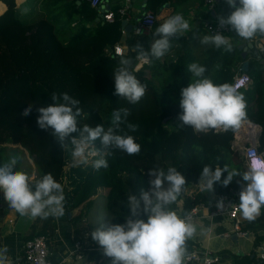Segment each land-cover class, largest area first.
Wrapping results in <instances>:
<instances>
[{
	"label": "trees",
	"instance_id": "trees-1",
	"mask_svg": "<svg viewBox=\"0 0 264 264\" xmlns=\"http://www.w3.org/2000/svg\"><path fill=\"white\" fill-rule=\"evenodd\" d=\"M3 1L6 8L0 13V165L10 157L18 156L16 170L34 175L33 182L45 174H52L64 188L65 209L82 206L72 216L75 223L86 215L84 207L90 209L95 201L91 199L92 194L100 185L107 188L109 215L124 221L130 212L128 196L139 197L141 189L150 188L149 172L153 168L166 171L170 166L176 167L186 177L185 189L200 182L205 165L213 170L225 165L230 170H246L242 164L243 154L232 145L237 130L196 132L179 122L181 90L191 82L192 74L187 71V66L194 58L191 53L179 51L194 45L192 34L173 37L171 49L164 59H155L150 56L151 44L159 38L153 35L155 30H143L129 38L123 31L127 16L120 13V5L112 7L116 11L115 20L101 22L102 12L91 6L90 0L81 3L78 0H42L40 8L45 15L26 21L17 0ZM167 1L147 0L146 9L158 12ZM204 31L205 25L204 28L200 25L193 34L202 35ZM205 35L211 34L205 31ZM117 41L127 45V51L121 55L113 51ZM232 44L231 52L213 45H207L202 52L199 64L206 66L205 75L217 84L233 83L243 61L239 47ZM142 52L149 54L148 62L137 68L140 58L145 57ZM170 53L178 58H170ZM121 57H135L130 68L146 85L144 97L136 104L128 103L115 93L113 69ZM263 58V54L262 58H251L249 69L240 71L250 74L253 80L238 89L246 102L247 119L263 127L259 139L261 151L264 150V100L260 98L264 93ZM54 92L61 96L67 92L80 101L78 107L83 114L78 117L79 127L103 125L107 130L112 126L113 112L128 108L130 115L122 124L120 134L132 135L141 145L140 152L128 155L119 149L104 150L101 138H98L88 151L110 152L104 157L109 167L93 168L92 161L99 159V155L89 156L86 165L73 166L71 136L65 142L67 147L63 148L52 135L51 128L41 129L37 123L38 109L55 103L51 99ZM29 105L32 110L25 116L24 109ZM129 123L136 125L134 131L128 127ZM226 176L225 171L221 182L214 185L213 195L241 190L242 185L238 183L241 177H234L228 186H224L222 180ZM209 197L208 192L202 190H185L170 207L175 210L180 206L181 215H186L201 202L213 208L215 204ZM141 218L146 219V214L141 213ZM254 226H264V208L255 221H247L241 229L246 231ZM57 228L55 217L36 218L30 236L45 233L54 253L58 246ZM262 238L256 236L251 253L231 252L232 264H264V258L258 257L256 251ZM192 243L190 239L187 241V245Z\"/></svg>",
	"mask_w": 264,
	"mask_h": 264
},
{
	"label": "clouds",
	"instance_id": "clouds-1",
	"mask_svg": "<svg viewBox=\"0 0 264 264\" xmlns=\"http://www.w3.org/2000/svg\"><path fill=\"white\" fill-rule=\"evenodd\" d=\"M234 9L227 16H218L221 28L230 26V30L244 40H250L257 34L264 35V0H226ZM27 11V9H25ZM190 28L189 22L182 14L165 19L156 27L154 36L159 37L151 44L150 56L161 59L171 49V39L182 36ZM140 31V30H138ZM203 45H213L216 49L223 48L231 52L233 44L223 34L205 35L200 38ZM140 49L142 46L138 45ZM147 57L148 53H141ZM131 61L125 57L113 69L115 93L130 104L141 101L146 93V85L142 84L130 68ZM187 71L192 74L191 82L182 88L179 122L190 126L196 132L210 129L238 130L247 119L246 102L239 93V85L232 83L217 84L206 76V66L198 62L190 63ZM55 101L40 107L37 123L41 129L51 128L52 135L65 148L66 140L71 136V152L73 166L88 164V157L99 155L92 161L94 169H107L106 154L110 152H89L94 142L101 138L104 150L119 149L128 155L138 154L141 145L132 135H122L121 126L130 115L128 108H120L112 114L111 127L105 130L103 125L95 127L84 124L79 127L78 117L82 109L80 101L67 92L62 96L51 94ZM32 106L24 109L23 115L30 114ZM128 127L133 131L136 125ZM73 133L78 135L73 136ZM20 157L12 156L0 165V191L10 207L21 216L31 219L49 217L60 218L65 215V194L61 183L52 174H45L33 182L32 178L22 170H16ZM227 176L222 180L228 186L234 177H241L242 188L239 194L238 212L247 221H255L264 208V157L249 154L246 170L229 169L205 165L201 172L200 186L205 192H214V185L221 182L224 172ZM150 188L141 189L139 197L128 196L129 215L125 223H112L115 218H107L91 233L92 239L102 248L104 255L111 258L112 264H187V241L193 239L198 226L189 215H181L170 206L184 192L186 177L176 167L153 168L149 172ZM219 209L224 208L223 200L217 202ZM146 214V219L141 218ZM7 246L0 248V264H8Z\"/></svg>",
	"mask_w": 264,
	"mask_h": 264
},
{
	"label": "crops",
	"instance_id": "crops-1",
	"mask_svg": "<svg viewBox=\"0 0 264 264\" xmlns=\"http://www.w3.org/2000/svg\"><path fill=\"white\" fill-rule=\"evenodd\" d=\"M77 2L81 3L82 0H78ZM143 2L144 0H133L129 7L130 15L128 19H126L128 22L127 24L133 26L131 32H128V37L131 39L136 33L143 31L140 26L141 16L145 11L142 8ZM17 3L22 11V17L26 13L30 15L29 19H25L26 21H33L34 19H37L39 15L41 16V14L45 15L44 11L40 8L42 0H17ZM237 3L239 4V0H237ZM106 4H110V9H112L114 5H122L123 0H103L98 9L101 10L100 7ZM161 7L162 8L157 12V20L152 29L155 30L160 23L172 14H182L190 24L189 30L183 33V35L191 36L192 34L194 45L191 46L190 49L179 51V53L184 54L186 51L187 53H191V56L194 55V58L190 59L192 63H200L202 61V52L207 47V45L200 43V38L205 35L206 30L202 32V35H196L193 34L195 28H198L200 25H203L204 28V24L208 20L216 19L220 15L227 16L234 10L229 7L226 0H214L212 6L207 0H168ZM5 8L6 3L3 0H0V13H2ZM25 9H27V11H25ZM135 25L138 27L135 28ZM225 36L228 37L231 42L235 43L237 47L240 44H246L247 47L250 48L247 57L244 58L242 56V63L245 60L250 61L253 57L262 58L263 53L258 45L259 37L257 35L250 40H244L243 38L237 36L235 32L229 30ZM125 45L126 44H124V46ZM133 46L134 43L130 48L133 49ZM241 51L242 50L240 49V52ZM255 51L259 52V54ZM173 57H175V59L178 58V56H174V53H170V58ZM162 59H164V57H162ZM262 61H264V58ZM144 62H148L147 57L140 58L137 68L142 66ZM241 65L236 74L241 73ZM260 98L264 100V93L261 94ZM262 129L263 127L260 123L246 119L235 133L232 145L239 150L240 154H243L244 160L242 164L245 169V149L251 143H255L260 146L259 139ZM262 151L264 152V150ZM31 178L33 180L34 175H32ZM199 190H201L200 183L194 184L186 189V191L191 192ZM208 194L210 195L209 198L213 201L214 195L212 192H208ZM92 197H94L93 194ZM92 197L91 199H93ZM80 208L81 207H76L73 210L65 209V215L63 217L56 218L58 222L56 232V242L58 246L57 250H55L54 253L52 252V260L56 264H112L111 258L105 256L103 248L92 239L90 233H92L93 230L82 229L84 224L82 222L83 219L78 223L74 222L72 216H75ZM212 209L213 208H210L208 204H205V206L200 210L197 219L194 221V223L198 226V232L193 239H190L193 243L191 245H186L187 249L209 248L213 251L221 252V254H223L228 261H232L231 252L239 254H248L253 252L255 248L256 236L261 235L264 237V226L249 227L246 231H243V234H240L234 230V221L231 218L222 214L210 215L209 212ZM175 211L181 214L180 206L177 207ZM240 220L242 226L247 223V220H245L241 215ZM34 221L35 219H31L27 216H21L13 210L9 203L4 199L3 192L0 191V248L7 246L9 249L8 264H26L24 261L23 250L25 244L24 241L25 239L31 237L32 223ZM114 223H125V219L124 221L123 219H114ZM86 238H88L91 242H89ZM77 239L81 240L84 245L80 249H77ZM261 242H264V238L261 239Z\"/></svg>",
	"mask_w": 264,
	"mask_h": 264
},
{
	"label": "built area",
	"instance_id": "built-area-1",
	"mask_svg": "<svg viewBox=\"0 0 264 264\" xmlns=\"http://www.w3.org/2000/svg\"><path fill=\"white\" fill-rule=\"evenodd\" d=\"M103 0H90L91 6L98 8ZM210 5H213L214 0H207ZM132 0H123V4L119 6V11L121 14L127 16V19L130 15V4ZM116 18V11L114 9H109V11L102 12V20L105 22L113 21ZM157 20V12L153 9H145L143 15L141 16L140 26L142 30L149 31L155 25ZM205 30L209 34H223L226 35L229 32V26L221 28L218 22V18L208 20L205 22ZM124 33L128 35V31L123 29ZM124 42L117 41L114 44L113 51L115 54L121 55L124 53ZM258 45L264 55V35H261L258 38ZM253 80L250 74L245 72L235 74L232 84L239 85L238 89L246 87ZM255 154L261 157H264V152L259 149V146L255 143L249 144L245 149V159L247 161L249 154ZM229 193L215 194L213 198V203L215 206L209 212L210 215H226L234 221V230L238 233L243 234L241 229V220L240 214L238 212L239 204V194L241 190H237ZM223 200L224 208L219 209L217 207V202ZM205 206L203 202L196 204L191 208V210L186 214L189 215L192 222L197 219L200 210ZM24 261L26 264H56L51 258V248L50 243L48 242V236L44 234H37L31 236L24 241ZM77 249H80L83 245V242L79 239L76 240ZM257 255L261 259L264 258V242H261L257 247ZM188 260L187 264H232V261H228L226 257L221 254L219 251H213L209 248H193L187 249Z\"/></svg>",
	"mask_w": 264,
	"mask_h": 264
},
{
	"label": "rangeland",
	"instance_id": "rangeland-1",
	"mask_svg": "<svg viewBox=\"0 0 264 264\" xmlns=\"http://www.w3.org/2000/svg\"><path fill=\"white\" fill-rule=\"evenodd\" d=\"M26 8V7H25ZM24 19H29L30 15L29 14H25ZM31 177V176H30ZM94 197H92L93 199H95V201L93 202V204L90 206V209L88 210V207L86 206L87 204H85L86 207H84L83 212H87L86 213V217H83V226L82 229H87V230H94V228L96 226H99L101 223L104 222V220L106 219L107 222V218H113L109 215V212L107 211V188L104 186H99L96 193L93 194ZM82 207V206H80ZM112 223H114V220H111ZM91 235V233H90ZM91 237V236H88ZM79 238L81 239V237L79 236ZM88 240V238H86ZM84 239V240H86ZM89 241V240H88ZM91 242V241H89ZM93 242V241H92ZM95 242V241H94Z\"/></svg>",
	"mask_w": 264,
	"mask_h": 264
},
{
	"label": "water",
	"instance_id": "water-1",
	"mask_svg": "<svg viewBox=\"0 0 264 264\" xmlns=\"http://www.w3.org/2000/svg\"><path fill=\"white\" fill-rule=\"evenodd\" d=\"M146 5H147V0H144V2H143V4H142V8L145 10L146 9ZM101 12H105V11H109V9H110V4H106V5H102L101 7ZM101 15H102V13H101ZM175 14H172L171 16H174ZM128 22H127V19H125L124 21H123V25L125 26V29H126V31H128L129 33L131 32V30H132V25H129V24H127ZM135 28H137L138 26L137 25H135L134 26ZM250 44H253V43H250ZM239 49H241L242 51V56L244 57V58H246L247 57V55H248V53H249V50H250V48H248L247 47V45L246 44H240L239 46ZM127 51V46H125V49H124V53ZM257 54H259V52H257V51H255ZM130 61H131V64H133V62L135 61V57H133V58H128ZM249 64H250V61L249 60H245L243 63H242V65H241V69L242 70H244V71H247L248 69H249ZM131 66V65H130Z\"/></svg>",
	"mask_w": 264,
	"mask_h": 264
}]
</instances>
